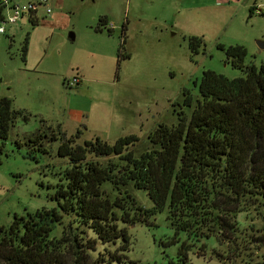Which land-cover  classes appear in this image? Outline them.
Listing matches in <instances>:
<instances>
[{
  "label": "rangeland",
  "instance_id": "rangeland-1",
  "mask_svg": "<svg viewBox=\"0 0 264 264\" xmlns=\"http://www.w3.org/2000/svg\"><path fill=\"white\" fill-rule=\"evenodd\" d=\"M44 3L32 14L36 25L31 24L28 13L13 24L0 20V27H4L0 33V97L11 98L14 109H23L28 114L27 121L15 119L8 138L3 143L0 140V225H8L13 214L26 215L41 207L57 205L55 188L68 166L67 158L57 154L59 140L51 137L62 132L55 127L61 118L60 101L75 108L96 95L119 108L123 116L121 133L117 124L107 134L102 132L100 138L113 143L119 136L134 133L138 140L131 148L139 156L150 148L147 135L158 124L176 123L180 111L189 116L192 106L183 104L184 90L193 100L198 97L203 70L210 69L228 78L243 75L241 69L226 59L217 43L244 45L246 65L259 66L264 61V0H45ZM45 7L49 8L48 13ZM9 13L8 7L2 9L4 17ZM101 15L107 16L111 34L106 29L94 31ZM123 23L124 49L130 57L122 60L117 69ZM192 35L202 40L196 53L189 47ZM77 68L79 73L83 71L89 84L65 86L63 77L71 78ZM90 78L102 82L97 85ZM17 124L35 131L33 136L42 135L44 151L36 150L34 159L28 156L31 143L28 137L16 139ZM66 129L65 136L75 133L69 126ZM80 130L77 143L94 137L90 130ZM106 189L111 191V186L106 185ZM127 189L139 205L152 206L143 189L131 185ZM234 218L236 230L230 239L214 235L196 241L188 250L187 264H264L263 200L245 196ZM60 229L56 226L52 235L59 236ZM126 230L127 248L119 250L125 255L124 262L111 264H169V260H176L177 249L186 237L183 231L175 235L165 209L146 221L126 225ZM173 238L176 241L172 243ZM121 244L122 239H117L107 248L113 251Z\"/></svg>",
  "mask_w": 264,
  "mask_h": 264
},
{
  "label": "trees",
  "instance_id": "trees-1",
  "mask_svg": "<svg viewBox=\"0 0 264 264\" xmlns=\"http://www.w3.org/2000/svg\"><path fill=\"white\" fill-rule=\"evenodd\" d=\"M29 20L37 24L36 18L29 16ZM107 25V16L101 15L94 31L106 29L111 34ZM125 31L123 23L117 69L130 57L124 49ZM201 45L200 37H189L192 53ZM216 46L243 75L228 78L203 70L198 97L193 100L184 90L183 104L192 106L189 116L180 111L176 123L158 124L147 135L150 148L139 156L131 148L138 140L134 133L119 136L113 143L98 136L77 143L79 128L70 136L51 134L59 140L57 154L68 160L55 188L57 205L13 214L8 225H0V264L124 262L119 250L127 248L126 225L146 221L164 209L175 235L186 234L176 260L169 264H187L190 246L200 239L214 235L230 239L242 198L254 195L264 202V61L259 66L246 65L247 49L241 44ZM26 49L27 38L23 61ZM17 118L27 121L28 114L14 109L11 98L1 96L2 143ZM41 139L40 133L28 137L29 157L34 159L36 150L44 151ZM129 185L143 189L152 206L139 205ZM56 226L61 228L59 236L52 235ZM117 239H122L121 246L110 251L107 246Z\"/></svg>",
  "mask_w": 264,
  "mask_h": 264
},
{
  "label": "crops",
  "instance_id": "crops-1",
  "mask_svg": "<svg viewBox=\"0 0 264 264\" xmlns=\"http://www.w3.org/2000/svg\"><path fill=\"white\" fill-rule=\"evenodd\" d=\"M34 19V18H32ZM104 32V31H101ZM82 72V73H81ZM79 73V68L73 76H77L79 81L76 85L82 84V87H87L89 83L85 81V75L83 71ZM63 77L62 83L64 84ZM97 85L101 84L102 80L97 78H90ZM65 85V84H64ZM90 86V85H89ZM90 88V87H89ZM98 87L94 88L97 89ZM117 110V111H116ZM58 112L61 118L55 123L56 126L62 130L63 133L67 135L66 126L73 128L76 131L79 129H88L92 132V136L100 137L102 132L107 134L109 129L118 124L119 128L121 126V121L123 119L119 108L112 107L105 103L103 99H99L98 96L92 95L87 98V101H83L79 107H70L64 101L58 103ZM121 129L119 134L121 133ZM35 131L22 125L17 124L15 130L16 139L21 140V138L29 137L33 135ZM117 134V133H116ZM118 134V135H119ZM117 136V135H116Z\"/></svg>",
  "mask_w": 264,
  "mask_h": 264
},
{
  "label": "built area",
  "instance_id": "built-area-1",
  "mask_svg": "<svg viewBox=\"0 0 264 264\" xmlns=\"http://www.w3.org/2000/svg\"><path fill=\"white\" fill-rule=\"evenodd\" d=\"M45 0L42 1H28L26 3H20L18 0H0V7L5 8L8 7L10 9V13L8 16L4 17L1 12L0 20L3 23L13 24L15 23L23 14H27L32 17L33 12H35L38 6L45 4ZM45 12H49V8L45 7ZM111 28V25H107ZM112 29V28H111ZM4 32V27H0V33ZM79 81L77 76H72L69 79L64 80V84L67 87L75 86Z\"/></svg>",
  "mask_w": 264,
  "mask_h": 264
},
{
  "label": "water",
  "instance_id": "water-1",
  "mask_svg": "<svg viewBox=\"0 0 264 264\" xmlns=\"http://www.w3.org/2000/svg\"><path fill=\"white\" fill-rule=\"evenodd\" d=\"M70 37H71V38H74V35H73L72 33H70ZM260 46H263V44L260 43Z\"/></svg>",
  "mask_w": 264,
  "mask_h": 264
}]
</instances>
